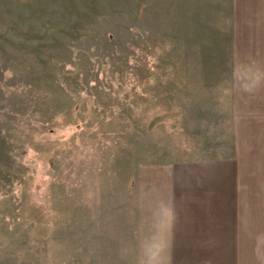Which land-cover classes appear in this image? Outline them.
Here are the masks:
<instances>
[{
  "label": "rangeland",
  "instance_id": "rangeland-1",
  "mask_svg": "<svg viewBox=\"0 0 264 264\" xmlns=\"http://www.w3.org/2000/svg\"><path fill=\"white\" fill-rule=\"evenodd\" d=\"M263 110L264 0H0V264H148L254 210Z\"/></svg>",
  "mask_w": 264,
  "mask_h": 264
},
{
  "label": "crops",
  "instance_id": "crops-1",
  "mask_svg": "<svg viewBox=\"0 0 264 264\" xmlns=\"http://www.w3.org/2000/svg\"><path fill=\"white\" fill-rule=\"evenodd\" d=\"M257 118L247 143V169L254 179L244 187L254 210L177 215L184 233L171 244L150 245L156 254L148 264H264V135L257 130Z\"/></svg>",
  "mask_w": 264,
  "mask_h": 264
}]
</instances>
